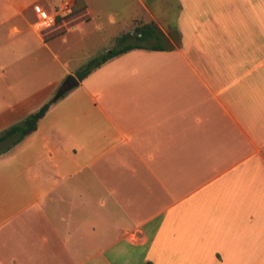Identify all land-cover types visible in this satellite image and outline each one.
<instances>
[{
    "label": "crops",
    "instance_id": "1",
    "mask_svg": "<svg viewBox=\"0 0 264 264\" xmlns=\"http://www.w3.org/2000/svg\"><path fill=\"white\" fill-rule=\"evenodd\" d=\"M61 1L0 0V133L75 77L74 49L139 22L165 49L77 80L0 155V264H264V0H134L109 34L120 12L81 0L39 31Z\"/></svg>",
    "mask_w": 264,
    "mask_h": 264
},
{
    "label": "trees",
    "instance_id": "2",
    "mask_svg": "<svg viewBox=\"0 0 264 264\" xmlns=\"http://www.w3.org/2000/svg\"><path fill=\"white\" fill-rule=\"evenodd\" d=\"M81 8L82 1L75 0L74 13L78 12ZM162 38L163 34L155 24H145L136 29L135 35L128 33L121 36L117 39L116 45L113 48L90 59L75 72V77L79 82H81L94 70L101 67L105 63L135 49L164 50L165 48L160 45ZM131 39H134L133 43L130 42ZM69 91L70 89L67 88L65 84H62L51 99H49L39 109L28 115L21 122L2 131L0 133V155L7 153L25 137L35 132L39 121L45 116L49 108L58 100L63 98Z\"/></svg>",
    "mask_w": 264,
    "mask_h": 264
},
{
    "label": "rangeland",
    "instance_id": "3",
    "mask_svg": "<svg viewBox=\"0 0 264 264\" xmlns=\"http://www.w3.org/2000/svg\"><path fill=\"white\" fill-rule=\"evenodd\" d=\"M142 1H144L145 3L146 2L148 3V1H149V3H150L151 0H142ZM106 8H109V9L111 8V12L119 11L120 16H121L120 19L118 20V21H120L118 24H115V25L114 24H112V25L108 24L107 25V28L109 29L108 34H109V32H116L117 33L120 30H124L125 27H127V23H126L127 21L126 20H129V17L131 14L132 15L133 14L136 15L137 13L139 15L141 14L139 7L134 2V0H109L107 5H106ZM176 9H177L176 5L171 6V4H170V7L166 6L164 8L163 12L165 15H167L169 12H170L169 14L176 12ZM74 14H76V13H74ZM145 24H147V23L143 24V23L139 22V26L145 25ZM133 29H134V26L129 28V32L132 31ZM133 33H134V31H132V34ZM133 35H135V34H133ZM107 41H108V38H107V40L104 41L105 43L102 44V46H98L99 44L95 43L94 44L95 47L93 45H91V47H88V45H83L84 46L83 50H81L80 48L74 49L72 51L74 53V57H72L73 61L71 64H69L70 71H73V72L77 71L78 69H80L84 65V64H80L81 66L79 64L77 65L78 62L81 63L83 61H87L93 57H96L102 51H104L105 47L107 49V48H112V47H114V45H116V44H111L109 46ZM130 42L133 43L134 39H131ZM74 75H75V73H74Z\"/></svg>",
    "mask_w": 264,
    "mask_h": 264
},
{
    "label": "built area",
    "instance_id": "4",
    "mask_svg": "<svg viewBox=\"0 0 264 264\" xmlns=\"http://www.w3.org/2000/svg\"><path fill=\"white\" fill-rule=\"evenodd\" d=\"M75 0H62L57 9L52 13L39 11L36 19V26L39 31L55 32L58 31L60 24L73 18Z\"/></svg>",
    "mask_w": 264,
    "mask_h": 264
},
{
    "label": "water",
    "instance_id": "5",
    "mask_svg": "<svg viewBox=\"0 0 264 264\" xmlns=\"http://www.w3.org/2000/svg\"><path fill=\"white\" fill-rule=\"evenodd\" d=\"M65 85H67V88L71 89L77 84V79L74 76H70L65 82Z\"/></svg>",
    "mask_w": 264,
    "mask_h": 264
}]
</instances>
